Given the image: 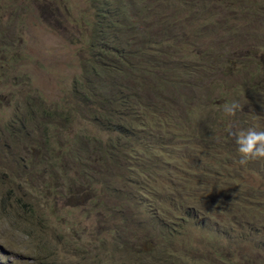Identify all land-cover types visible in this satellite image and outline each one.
Instances as JSON below:
<instances>
[{
  "label": "rangeland",
  "instance_id": "1",
  "mask_svg": "<svg viewBox=\"0 0 264 264\" xmlns=\"http://www.w3.org/2000/svg\"><path fill=\"white\" fill-rule=\"evenodd\" d=\"M249 127L264 0H0V264H264Z\"/></svg>",
  "mask_w": 264,
  "mask_h": 264
},
{
  "label": "clouds",
  "instance_id": "2",
  "mask_svg": "<svg viewBox=\"0 0 264 264\" xmlns=\"http://www.w3.org/2000/svg\"><path fill=\"white\" fill-rule=\"evenodd\" d=\"M239 109L240 105L235 101L224 105V111L228 115L234 116ZM229 134L237 145L241 165H246L250 161L264 160V130H258L256 127L234 128Z\"/></svg>",
  "mask_w": 264,
  "mask_h": 264
},
{
  "label": "trees",
  "instance_id": "3",
  "mask_svg": "<svg viewBox=\"0 0 264 264\" xmlns=\"http://www.w3.org/2000/svg\"><path fill=\"white\" fill-rule=\"evenodd\" d=\"M119 54L121 57H124V53L122 51H119Z\"/></svg>",
  "mask_w": 264,
  "mask_h": 264
}]
</instances>
